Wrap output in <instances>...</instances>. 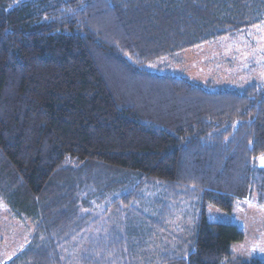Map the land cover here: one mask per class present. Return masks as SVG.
<instances>
[{"label":"trees","instance_id":"16d2710c","mask_svg":"<svg viewBox=\"0 0 264 264\" xmlns=\"http://www.w3.org/2000/svg\"><path fill=\"white\" fill-rule=\"evenodd\" d=\"M262 23L264 0H0V198L34 224L5 264H264L206 211L264 205V82L146 67Z\"/></svg>","mask_w":264,"mask_h":264},{"label":"rangeland","instance_id":"374dc122","mask_svg":"<svg viewBox=\"0 0 264 264\" xmlns=\"http://www.w3.org/2000/svg\"><path fill=\"white\" fill-rule=\"evenodd\" d=\"M146 67L159 73L185 75L210 90L225 85L241 87L251 81L264 82V23L159 59ZM260 157L255 163L264 167ZM156 195L157 191L146 192V202L142 210L152 215L156 213ZM206 211L208 221L234 224L244 233L242 240L231 245L233 259L264 260V251H261L264 249V205L237 199L230 211L212 204H207ZM94 213L100 214L101 210ZM117 213L116 209H110L107 216L102 217V222L113 220ZM175 222L173 220L168 224L169 231H174ZM33 230L34 224L30 220L15 217L0 198V264L7 263L28 243ZM95 231L90 227L85 232V237L95 234Z\"/></svg>","mask_w":264,"mask_h":264},{"label":"snow or ice","instance_id":"6c2138e0","mask_svg":"<svg viewBox=\"0 0 264 264\" xmlns=\"http://www.w3.org/2000/svg\"><path fill=\"white\" fill-rule=\"evenodd\" d=\"M259 159H260L261 164H264V156L260 157ZM261 251H264V249H261Z\"/></svg>","mask_w":264,"mask_h":264}]
</instances>
